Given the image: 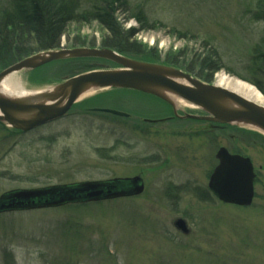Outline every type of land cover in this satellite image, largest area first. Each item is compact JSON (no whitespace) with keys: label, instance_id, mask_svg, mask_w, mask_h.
<instances>
[{"label":"rangeland","instance_id":"rangeland-1","mask_svg":"<svg viewBox=\"0 0 264 264\" xmlns=\"http://www.w3.org/2000/svg\"><path fill=\"white\" fill-rule=\"evenodd\" d=\"M77 1L85 10L101 0ZM14 2L0 0V18ZM256 2L125 0L127 13L117 18L123 31L144 27L133 39L138 54L129 57L159 65L172 62L185 72H198L206 60L213 68L220 66L212 84L226 75L254 86L264 97L246 81L264 88V68L255 71L253 66L264 37V22L253 12ZM102 39L97 23L72 24L61 46L101 48ZM85 66L117 67L101 60L65 59L15 75L25 91L38 92ZM179 114L201 111L180 106ZM222 127L228 126L176 118L166 102L126 89L93 93L62 119L28 133L0 123V195L137 176L145 185L137 197L0 215V264H264V138ZM221 147L253 163L250 207L224 204L208 188ZM180 219L187 234L175 226Z\"/></svg>","mask_w":264,"mask_h":264},{"label":"water","instance_id":"water-1","mask_svg":"<svg viewBox=\"0 0 264 264\" xmlns=\"http://www.w3.org/2000/svg\"><path fill=\"white\" fill-rule=\"evenodd\" d=\"M103 59L117 69L93 70L68 79L56 86L24 96H13L2 88L3 82L21 71L32 72L44 65L65 59ZM126 89L154 96L166 102L180 119L249 128L264 136V106L241 95L209 84L182 70L146 63L125 57L111 49L75 48L41 52L0 72V123L15 131L28 133L64 117L87 91ZM183 101V105L179 102ZM199 109L204 115L179 116V107ZM118 117L128 114L96 109ZM155 122V121H148ZM218 165L210 176L208 188L222 203L250 207L255 197V172L252 161L221 147L216 153ZM145 185L139 176L105 181H86L34 189H18L0 196V214L59 208L143 194ZM188 233L186 222L175 223Z\"/></svg>","mask_w":264,"mask_h":264},{"label":"trees","instance_id":"trees-1","mask_svg":"<svg viewBox=\"0 0 264 264\" xmlns=\"http://www.w3.org/2000/svg\"><path fill=\"white\" fill-rule=\"evenodd\" d=\"M125 0H101L90 9H81L77 0H15L12 10L0 18V72L34 54L57 50L61 48V40L72 24L97 23L103 33L102 48L112 49L124 56H136L139 51L134 49L137 43L135 36L140 35L144 27L135 30L123 31L118 24L120 13H127ZM254 16L264 22V0H257ZM125 21L128 20L124 19ZM138 21L142 22L141 19ZM75 46H85L76 44ZM94 47V46H92ZM144 54L143 52H141ZM253 66L255 71L264 68V37L254 51ZM132 58V57H131ZM94 61V60H71ZM106 62V61H105ZM167 66L177 67L172 62L164 63ZM196 69H186L198 79L206 83H213V76L220 70V66L202 61ZM94 70L91 66L77 67L70 71V77ZM255 85L264 95V88L257 81L246 80ZM223 131L238 130L255 137L262 135L239 130L237 127H222Z\"/></svg>","mask_w":264,"mask_h":264},{"label":"bare ground","instance_id":"bare-ground-1","mask_svg":"<svg viewBox=\"0 0 264 264\" xmlns=\"http://www.w3.org/2000/svg\"><path fill=\"white\" fill-rule=\"evenodd\" d=\"M217 86L233 91L252 102H255L257 104L264 106V97L262 96V94L254 86L248 83H245L235 78H231L226 75H221L218 78ZM2 88L5 89L7 94L13 95V96H18V95L24 96L30 93H34V92L25 91L17 75L15 74L8 77L3 82ZM91 94H93L92 91H87L86 94L82 96V99L90 96ZM179 103L182 105L184 104L183 101H180Z\"/></svg>","mask_w":264,"mask_h":264}]
</instances>
